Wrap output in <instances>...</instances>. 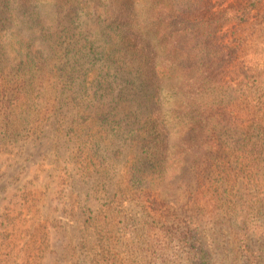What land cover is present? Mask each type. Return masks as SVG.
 <instances>
[{
  "label": "trees",
  "instance_id": "1",
  "mask_svg": "<svg viewBox=\"0 0 264 264\" xmlns=\"http://www.w3.org/2000/svg\"><path fill=\"white\" fill-rule=\"evenodd\" d=\"M16 1L17 10L0 8V53L16 52L38 79V117L75 105L87 121L112 106L119 122L158 130L152 148L176 163L158 153L122 194L138 193L145 217L188 244L189 264H261L263 225L246 211L264 216V67L250 55L264 52L254 41L264 0L223 9L216 0ZM27 90L21 106L31 113ZM179 187L184 204L158 193Z\"/></svg>",
  "mask_w": 264,
  "mask_h": 264
},
{
  "label": "rangeland",
  "instance_id": "2",
  "mask_svg": "<svg viewBox=\"0 0 264 264\" xmlns=\"http://www.w3.org/2000/svg\"><path fill=\"white\" fill-rule=\"evenodd\" d=\"M0 2L6 9L20 7L16 0ZM216 4L218 9L247 6L246 0ZM256 9L249 23L257 19ZM257 33L254 41L264 48V32ZM8 49L0 53V264H189L188 244L145 217L138 193L122 194L131 195L130 185L165 151L152 148L162 145L158 130H140L144 122L133 126L132 119L119 122L116 109L109 112L112 106L103 115L87 111V121L75 105H63L62 115L52 110L39 118L38 79L25 75L20 57ZM250 55L256 67H264V52ZM25 90L31 113L21 106ZM169 157L168 164L176 163L173 154ZM158 191L172 205L188 198L180 187L169 190L172 195ZM254 215L247 209L249 223L263 225L256 247L264 264V216ZM96 228L103 231L98 235Z\"/></svg>",
  "mask_w": 264,
  "mask_h": 264
}]
</instances>
